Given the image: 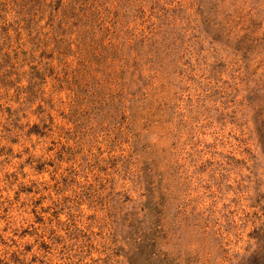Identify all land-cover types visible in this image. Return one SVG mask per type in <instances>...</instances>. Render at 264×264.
I'll return each mask as SVG.
<instances>
[{
	"label": "rangeland",
	"instance_id": "rangeland-1",
	"mask_svg": "<svg viewBox=\"0 0 264 264\" xmlns=\"http://www.w3.org/2000/svg\"><path fill=\"white\" fill-rule=\"evenodd\" d=\"M0 264H264V0H0Z\"/></svg>",
	"mask_w": 264,
	"mask_h": 264
}]
</instances>
